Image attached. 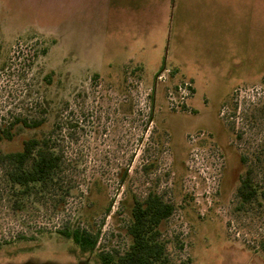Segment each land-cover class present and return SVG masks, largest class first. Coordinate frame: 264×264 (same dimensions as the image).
I'll return each instance as SVG.
<instances>
[{"label": "rangeland", "instance_id": "374dc122", "mask_svg": "<svg viewBox=\"0 0 264 264\" xmlns=\"http://www.w3.org/2000/svg\"><path fill=\"white\" fill-rule=\"evenodd\" d=\"M95 1L0 0V124L59 105L64 161L57 187L19 207L0 168V264L123 253L149 193L174 207L160 227L174 264H264V207L238 210L235 195L247 166L264 178V0H177L179 31L141 71L109 46ZM67 223L99 232L92 254L57 233Z\"/></svg>", "mask_w": 264, "mask_h": 264}, {"label": "trees", "instance_id": "16d2710c", "mask_svg": "<svg viewBox=\"0 0 264 264\" xmlns=\"http://www.w3.org/2000/svg\"><path fill=\"white\" fill-rule=\"evenodd\" d=\"M141 71V67H136ZM98 75L94 76V79ZM49 80V77H47ZM177 87H175V92ZM37 113L32 118L17 117L6 125L0 124V143L13 139L15 131L26 129L32 135L24 139L18 151L4 152L0 149V168L5 174L15 197V204L20 206L23 198L44 196L55 189L60 181L63 168V153L56 144L55 136L62 130L61 109L59 105L51 108L45 101L39 105ZM47 109L50 111L48 112ZM52 117L50 127L44 126ZM152 118L150 109L147 117ZM69 128L76 127L68 124ZM245 164V158L241 157ZM258 165L247 166L240 175L235 191L238 199V210L262 209L264 207V178L256 180L255 172ZM174 207L163 200L156 193H149L144 199L134 198L130 208V219L125 226V233L129 238L127 249L120 253L117 250L101 251L96 254L98 264H174L166 253L165 244L161 240V225L173 213ZM57 233L66 240H70L81 255L92 254L98 244L99 232H92L84 226L65 224ZM17 239H26L20 235ZM7 243V242H5Z\"/></svg>", "mask_w": 264, "mask_h": 264}, {"label": "crops", "instance_id": "0c3cea01", "mask_svg": "<svg viewBox=\"0 0 264 264\" xmlns=\"http://www.w3.org/2000/svg\"><path fill=\"white\" fill-rule=\"evenodd\" d=\"M182 1L183 7L188 10L187 1ZM95 2L100 5L102 27H105L109 46H114L116 51L124 54L123 64L136 62L145 70L149 63H157L158 46L163 38L169 34V30L179 31L177 22L180 20L181 9L177 0Z\"/></svg>", "mask_w": 264, "mask_h": 264}, {"label": "built area", "instance_id": "2783aa9c", "mask_svg": "<svg viewBox=\"0 0 264 264\" xmlns=\"http://www.w3.org/2000/svg\"><path fill=\"white\" fill-rule=\"evenodd\" d=\"M158 78L160 79V76ZM185 87H187L188 89H190L189 86H185ZM185 90L186 89H183L182 91H185ZM182 91H181V88L180 87L177 88V92H179V94L182 93Z\"/></svg>", "mask_w": 264, "mask_h": 264}]
</instances>
